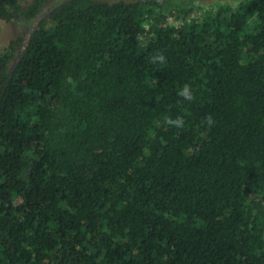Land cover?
Masks as SVG:
<instances>
[{
	"label": "trees",
	"instance_id": "obj_1",
	"mask_svg": "<svg viewBox=\"0 0 264 264\" xmlns=\"http://www.w3.org/2000/svg\"><path fill=\"white\" fill-rule=\"evenodd\" d=\"M179 7L66 0L0 55V264H264V0Z\"/></svg>",
	"mask_w": 264,
	"mask_h": 264
},
{
	"label": "rangeland",
	"instance_id": "obj_2",
	"mask_svg": "<svg viewBox=\"0 0 264 264\" xmlns=\"http://www.w3.org/2000/svg\"><path fill=\"white\" fill-rule=\"evenodd\" d=\"M66 0H49L46 2L40 13L33 19H16L12 22H6L0 20V55L5 53L9 48L11 42L20 41L25 43L28 38L31 36L33 31L41 24L46 22L49 24V14L51 9L60 3H63ZM108 2H136L141 0H103ZM169 1L173 8L168 12H164V18L166 19V26L179 27L182 23V12H178L181 9L179 5H182V8H187L188 14L187 19L192 20L200 18L205 15V12L209 8H214L223 4H230L231 6H236L241 0H167ZM33 0H27L23 3V7L27 9L31 6ZM178 10H177V9Z\"/></svg>",
	"mask_w": 264,
	"mask_h": 264
}]
</instances>
